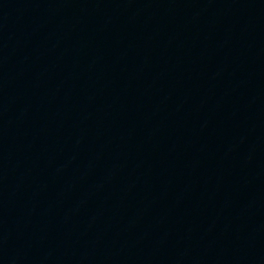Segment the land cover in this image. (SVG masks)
Instances as JSON below:
<instances>
[{
	"label": "water",
	"instance_id": "1",
	"mask_svg": "<svg viewBox=\"0 0 264 264\" xmlns=\"http://www.w3.org/2000/svg\"><path fill=\"white\" fill-rule=\"evenodd\" d=\"M215 264H264V122Z\"/></svg>",
	"mask_w": 264,
	"mask_h": 264
}]
</instances>
